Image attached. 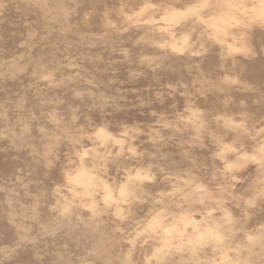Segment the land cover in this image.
I'll return each mask as SVG.
<instances>
[{
    "label": "rangeland",
    "instance_id": "1",
    "mask_svg": "<svg viewBox=\"0 0 264 264\" xmlns=\"http://www.w3.org/2000/svg\"><path fill=\"white\" fill-rule=\"evenodd\" d=\"M0 264H264V0H0Z\"/></svg>",
    "mask_w": 264,
    "mask_h": 264
}]
</instances>
